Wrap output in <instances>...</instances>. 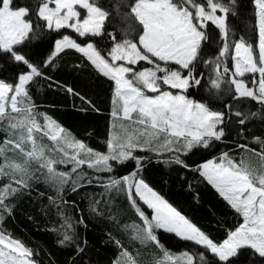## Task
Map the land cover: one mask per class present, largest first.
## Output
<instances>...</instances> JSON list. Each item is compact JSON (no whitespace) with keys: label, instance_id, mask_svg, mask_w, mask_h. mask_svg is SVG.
<instances>
[{"label":"snow or ice","instance_id":"1","mask_svg":"<svg viewBox=\"0 0 264 264\" xmlns=\"http://www.w3.org/2000/svg\"><path fill=\"white\" fill-rule=\"evenodd\" d=\"M12 4L13 0H0V51L27 65L30 73L20 75L16 85L0 82V122L7 119L9 128L18 132L17 140H8L4 144L11 145L8 150L22 157L20 160L6 157L5 147L0 146V157H3L0 176L27 174L28 167L36 163L47 169L50 177H60L61 182H67L68 174L57 172L56 164L71 163L73 172L84 165L96 171L110 172L109 161L123 163L131 159L139 166L140 159L133 155L135 149L186 155L193 147L207 148L212 139L220 140L224 136L223 128L219 127L224 123V113L213 111L183 94L189 87L201 83L195 75L194 62L200 56L202 42L208 40L209 23L219 29L223 41L218 54L205 61L214 66L211 87L218 90L222 84H229L234 92L233 99L250 98L264 104V0H254L258 17L255 47L243 38L230 41L227 18L231 9L222 0H132L128 15L140 26L135 41L116 42L106 57L94 43L86 42L82 46L64 35L56 41L55 51L48 61L50 63L66 48L74 49L102 75L114 81V104L119 103L112 115L128 123L119 128L113 125L107 154L94 152L50 117L44 116V123L37 119L26 85L34 76L42 74L24 55L15 51V46L22 44L33 32V21L26 19L30 15L28 7L13 8ZM32 15L43 21L47 29L68 28L79 37H86L103 34L109 13L98 6V0H39ZM109 35L115 41V35ZM229 56L233 62L231 68L224 62ZM141 62L151 67L140 70L133 67ZM245 76L250 80L246 81ZM164 86L180 91L174 94L164 90ZM68 91L72 92V89ZM149 92L156 95L150 96ZM45 138L50 145L42 142ZM255 141L262 145L261 150L247 151L258 158L256 163L246 158L237 162L224 153L218 160H208L194 169L242 217V222L220 242L213 241L143 180L137 179L135 172L110 182L109 187L121 183L126 186L130 205L142 222L124 227L133 230L134 239L141 243L151 242L164 252L163 258L157 259L155 264H203L206 258L203 252L198 257L187 252L173 256L163 250L154 229L175 233L201 246L214 257L213 264H237L236 258L245 254L242 250H250L251 256L264 258V140L257 137ZM239 147L246 149V145ZM49 152L59 153L62 158L55 160ZM172 162L188 167L179 155H174ZM15 182L27 187L24 179ZM10 188L11 185L0 191V205ZM137 198L153 210L151 219L141 210ZM2 221L0 216V223ZM68 239L70 237L66 235L65 240ZM32 256L31 249L0 232V264H36ZM122 262L137 264L136 258L126 249L116 264Z\"/></svg>","mask_w":264,"mask_h":264},{"label":"trees","instance_id":"2","mask_svg":"<svg viewBox=\"0 0 264 264\" xmlns=\"http://www.w3.org/2000/svg\"><path fill=\"white\" fill-rule=\"evenodd\" d=\"M222 2L231 9L227 18L230 41L243 38L255 47L258 34L254 0ZM38 3L39 0H13L12 4L13 8L28 7L30 15L26 19L33 21V32L22 44L15 46V51L24 55L42 74L34 76L26 85L33 111L41 123H44V116L50 117L71 137L94 152L107 154L113 125L117 127L120 119L112 115L119 103L114 104V81L102 75L74 49L66 48L50 63L48 61L55 51L56 41L64 35L81 45L94 43L106 57L116 42L124 39L135 41L140 26L128 15V5L132 0H98V6L109 13L103 34L86 37H79L68 28L50 30L44 27V22L32 15ZM110 33L115 35V41ZM206 35L208 40L202 42L200 56L194 62L195 75L201 83L189 87L184 94L213 111L224 113L221 125L224 136L220 140L212 139L207 148L193 147L186 155L135 149L133 155L140 159L139 166L131 159L123 163L112 161L110 172L96 171L87 165L73 172L71 163L56 164L57 172L68 174L67 182H61L60 177H50L47 169L36 163L28 167L27 174L0 176V191L11 185L3 205H0V216L3 217L0 232L31 249L36 264H116L125 249L136 258L137 264H155L157 259L163 258L164 252L160 247L151 242L141 243L133 238L135 233L131 228L124 227L142 223L130 205L126 186L121 183L109 187L112 180H122L134 172L137 179L143 180L215 242L225 239L227 233L242 222V217L194 169L224 153L237 162L246 158L256 163L258 158L247 149L259 152L262 148L255 138L264 140V104L250 98L233 99L234 92L229 84H222L218 90L211 87L210 80L215 77L214 66L205 61L218 54L223 41L219 29L211 23ZM224 62L232 67L230 56ZM134 67L137 70L143 68L141 65ZM146 67L151 66L146 64ZM28 73L27 65L0 51V82L16 85L18 77ZM244 79L249 81L250 77L245 76ZM164 90L180 91L167 86ZM236 112L242 115L237 116ZM241 119L245 121L243 124L239 122ZM17 138L18 132L9 128L7 119L0 122V146L5 147L4 155L20 160L22 157L17 152L8 150L12 146L4 144ZM42 142L51 144L46 138ZM240 145H246V149ZM48 155L55 160L62 158L59 153L49 152ZM174 155H179L188 167L172 162ZM2 161L3 157H0ZM20 179L27 181V187L15 182ZM137 204L151 219V211L138 198ZM154 232L163 250L173 256L187 252L198 257L203 252L206 258L203 264H213L214 257L201 246L163 229H154ZM66 235L70 239L65 240ZM242 251L245 254L236 258L237 264H264V258L251 256L250 250Z\"/></svg>","mask_w":264,"mask_h":264},{"label":"rangeland","instance_id":"3","mask_svg":"<svg viewBox=\"0 0 264 264\" xmlns=\"http://www.w3.org/2000/svg\"><path fill=\"white\" fill-rule=\"evenodd\" d=\"M219 14V13H218ZM106 21V20H105ZM105 23V22H104ZM257 23H258V17H257ZM256 26H257V24H256ZM72 30V29H71ZM73 31V30H72ZM257 34H258V29H257ZM83 46V45H82ZM98 50V49H97ZM102 54V53H101ZM103 55V54H102ZM226 59V58H225ZM233 63V62H232ZM138 65H141V66H143V68H145L146 67V63H144V62H141L140 64H138ZM134 67V66H133ZM169 91V90H168ZM177 92H179V91H175V93H177ZM174 93V94H175ZM184 94V93H183ZM156 95V94H155ZM150 96H154V95H150ZM116 119H117V117H115ZM128 122L127 121H124V120H122V119H118V123H117V128H119V126L121 125V124H127ZM219 127H221V125L219 126ZM112 137V136H111ZM69 151H71V150H69ZM81 157H83V154H81ZM221 157V156H220ZM220 157H218L217 158V160L220 158ZM233 159V158H232ZM213 160V159H212ZM110 162H112V161H109V163ZM93 169V168H92ZM153 190V189H152ZM154 191V190H153ZM157 193V192H156ZM158 194V193H157ZM159 195V194H158ZM160 196V195H159ZM145 205V204H144ZM146 207H147V205H145ZM148 208V207H147ZM148 210H150L151 211V214H149V215H151V217L153 216V214H154V212H153V210L152 209H150V208H148ZM175 234V233H174ZM176 235V234H175ZM179 237V236H178ZM174 256H180V254H176V255H174ZM122 264H123V262H122Z\"/></svg>","mask_w":264,"mask_h":264}]
</instances>
